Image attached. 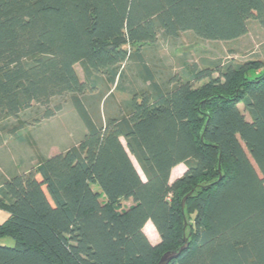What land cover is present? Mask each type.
I'll return each instance as SVG.
<instances>
[{
    "label": "trees",
    "instance_id": "obj_1",
    "mask_svg": "<svg viewBox=\"0 0 264 264\" xmlns=\"http://www.w3.org/2000/svg\"><path fill=\"white\" fill-rule=\"evenodd\" d=\"M251 21L264 28V0H0V140L35 105L52 118L53 99L68 94L86 129L77 145L0 187L10 214L0 241H14L0 244V264H157L185 238L170 264H264V62L201 74L211 79L198 88L178 78L169 91L144 67L149 90L103 123L83 101L101 77L115 84L123 65L143 63L130 46L185 32L235 41ZM181 164L187 171L171 184ZM148 221L157 245L143 231Z\"/></svg>",
    "mask_w": 264,
    "mask_h": 264
},
{
    "label": "rangeland",
    "instance_id": "obj_2",
    "mask_svg": "<svg viewBox=\"0 0 264 264\" xmlns=\"http://www.w3.org/2000/svg\"><path fill=\"white\" fill-rule=\"evenodd\" d=\"M130 50H141L143 63L130 60L121 67V77L115 84L109 83L105 77L98 80L95 91L83 97V101L92 117L103 123L107 117H121L128 113L127 107L133 95L142 96L148 91V84L143 81L144 67L153 72L156 81L161 87L172 90L176 79L189 82L198 88L212 79H218V69L229 65H241L248 62H264V28L257 22L251 21L248 33L244 37L230 42L207 41L198 38L191 32L181 33L177 38L160 36L154 44L134 45ZM76 73L81 81H85L83 68L80 64L75 66ZM211 73L210 79L199 80L201 74ZM71 94L53 99L50 108L55 114L50 119H43L45 109L35 105L32 109L19 116V122L11 120V128H17L13 135L6 136L14 140L27 138L35 152L36 163H41L52 154H60L77 145L86 134V129L72 103ZM60 107L59 111H56ZM240 112L250 121L243 104L238 106ZM40 120L39 124L33 125ZM124 145L125 141L121 139ZM43 153L45 155H43ZM136 169L144 178L135 159L131 157ZM187 171L184 164L173 170L170 183L181 178ZM95 192L101 193L97 184L92 185ZM105 201L104 196L101 198ZM187 204V202H186ZM184 207V211L186 208ZM132 205L131 201H123L120 210ZM188 222V217L186 216ZM158 243L161 239L156 230ZM189 234V227H186ZM10 247L14 246L12 239L6 238ZM155 243V242H153Z\"/></svg>",
    "mask_w": 264,
    "mask_h": 264
},
{
    "label": "crops",
    "instance_id": "obj_3",
    "mask_svg": "<svg viewBox=\"0 0 264 264\" xmlns=\"http://www.w3.org/2000/svg\"><path fill=\"white\" fill-rule=\"evenodd\" d=\"M30 143L31 142H29L27 138H22L14 142V140H11L6 136L2 137V139L0 140V187L3 185V183L9 181L14 176L24 174L31 170V168H35L39 164H41L40 162L36 163L35 155L37 154H35V152L32 150ZM43 155L45 154L43 153ZM55 155L57 154H52L50 155V157H53ZM172 173L170 181L172 178ZM9 218L10 214L5 210L0 209V226L3 225ZM150 226L155 229L152 222L148 221L143 231L150 242L153 245H157V235L151 230ZM10 243L11 242L6 241L5 239L0 241V244L4 246H9Z\"/></svg>",
    "mask_w": 264,
    "mask_h": 264
},
{
    "label": "water",
    "instance_id": "obj_4",
    "mask_svg": "<svg viewBox=\"0 0 264 264\" xmlns=\"http://www.w3.org/2000/svg\"><path fill=\"white\" fill-rule=\"evenodd\" d=\"M219 180H222V176H220ZM194 191L190 192L188 195H186L183 200H182V209L184 210L185 204L188 200V198L193 194ZM189 244H188V239L185 238L184 240V245L177 251L174 252H167L165 253L159 262L157 264H170L173 260H176L180 257V255L187 250Z\"/></svg>",
    "mask_w": 264,
    "mask_h": 264
}]
</instances>
